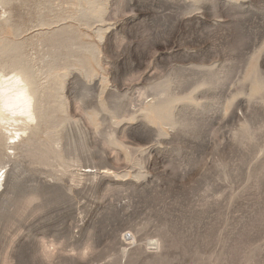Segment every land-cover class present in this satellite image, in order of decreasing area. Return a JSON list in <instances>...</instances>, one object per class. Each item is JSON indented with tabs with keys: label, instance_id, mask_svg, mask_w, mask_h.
Here are the masks:
<instances>
[{
	"label": "rangeland",
	"instance_id": "rangeland-1",
	"mask_svg": "<svg viewBox=\"0 0 264 264\" xmlns=\"http://www.w3.org/2000/svg\"><path fill=\"white\" fill-rule=\"evenodd\" d=\"M22 72L0 264H264V0H0Z\"/></svg>",
	"mask_w": 264,
	"mask_h": 264
},
{
	"label": "bare ground",
	"instance_id": "bare-ground-1",
	"mask_svg": "<svg viewBox=\"0 0 264 264\" xmlns=\"http://www.w3.org/2000/svg\"><path fill=\"white\" fill-rule=\"evenodd\" d=\"M31 85L24 72L0 80V121L14 119L18 115H24L30 121L34 118L32 99L35 91ZM3 174H0V185Z\"/></svg>",
	"mask_w": 264,
	"mask_h": 264
}]
</instances>
